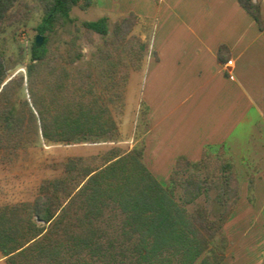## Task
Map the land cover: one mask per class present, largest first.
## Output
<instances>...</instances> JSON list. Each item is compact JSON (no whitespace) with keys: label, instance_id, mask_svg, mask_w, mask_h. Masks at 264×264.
Returning <instances> with one entry per match:
<instances>
[{"label":"trees","instance_id":"trees-1","mask_svg":"<svg viewBox=\"0 0 264 264\" xmlns=\"http://www.w3.org/2000/svg\"><path fill=\"white\" fill-rule=\"evenodd\" d=\"M237 1L264 31L262 3ZM36 2L41 10L36 31L45 42L31 48L26 75L7 81L9 67L0 53V152L25 147L30 133L47 145L114 141L120 124L111 106L125 98L117 89L131 72L143 69L150 49L148 41L134 34L138 16L121 18L110 34L107 17L78 25L71 16L74 8L87 11L95 0ZM33 12L31 0H0V37L8 27L27 24ZM69 24L75 25L73 44L83 40L93 47L98 36L104 40L106 48L95 66L70 68L85 57L82 47L66 53L48 47ZM225 50L222 46L220 54ZM25 81L30 99H17L11 87H22ZM142 114L132 150L110 149L100 156L99 167L69 158L65 176L42 183L32 201L0 206L5 264L225 263L230 245L225 225L241 199L234 164L218 161L213 166L208 148L196 163L179 159L162 185L145 163L140 128L147 110ZM213 189L222 207L215 218L207 207L197 205ZM248 190L253 202L254 176L248 178Z\"/></svg>","mask_w":264,"mask_h":264},{"label":"crops","instance_id":"crops-1","mask_svg":"<svg viewBox=\"0 0 264 264\" xmlns=\"http://www.w3.org/2000/svg\"><path fill=\"white\" fill-rule=\"evenodd\" d=\"M256 1L264 13V0ZM159 2L95 0L94 6L111 20L134 13L144 41L147 29L153 30L143 70L137 72L144 81L136 124L147 110L140 129L149 170L166 185L179 159L196 163L205 149H231L232 140H244L240 134L252 145L244 161L264 166V31L237 0ZM222 46L226 50L220 54ZM231 60L233 67L227 68ZM255 174L254 195L264 198V167ZM240 205L225 225L230 243L225 263L233 246L229 230L246 218ZM261 225L264 231V219ZM5 261L0 252V264Z\"/></svg>","mask_w":264,"mask_h":264},{"label":"rangeland","instance_id":"rangeland-1","mask_svg":"<svg viewBox=\"0 0 264 264\" xmlns=\"http://www.w3.org/2000/svg\"><path fill=\"white\" fill-rule=\"evenodd\" d=\"M34 5L32 19L25 25H17L6 28L0 37V53L5 56L9 67V75L7 81H10L18 74L26 75V65L30 59L31 48L33 47L38 33L36 27L41 20V10L36 0H31ZM159 5V0H155ZM72 18L76 24L82 22H95L101 18H105L106 14L96 7H92L87 11L74 8L71 12ZM109 19L111 28L119 21ZM152 28L147 29L148 43L151 42ZM75 25L69 24L65 29L59 30L57 36L50 39L49 48L58 49L66 53L70 48H84L85 57L76 65L70 66L72 70L81 67H92L98 62L100 51L105 47L104 40L98 36L97 44L93 47L85 46L83 40L73 44ZM135 35H139L134 31ZM147 58V57H146ZM145 58V60H146ZM145 64V62H144ZM143 70V69H142ZM141 70V71H142ZM139 71V72H141ZM143 77L137 72H131L129 78L122 80L120 88L117 92L125 93L124 101L111 106L113 113L119 124L121 132L113 144L94 145V143H82L77 145H47L43 139L35 137L33 133L29 134V142L27 145L16 151L0 152V206L17 203L20 201H32L38 194L39 186L47 180H53L65 176L64 164L69 158H82L85 164H93L101 166L100 156L108 152L112 148H121L123 152L132 150L138 142V125L139 110L137 108L140 91L142 89ZM99 87V86H98ZM100 89V88H98ZM11 93L17 99H30L28 94V83L25 81L24 86L19 87L13 84ZM128 95V96H127ZM122 102L124 107L122 108ZM29 128L33 130L30 124ZM244 134L238 137L243 140L237 142L232 140L231 149L212 148L208 150L213 166L218 161H228L234 164L238 177L240 179V202L241 210L244 211V218L238 225L231 228L230 235L233 246L230 247V259L225 264H264V231L261 225L264 219L263 197H254V201L249 200L248 178L255 177V173L261 170L263 163H249L244 159L248 156L249 141L244 138ZM133 141V144L129 142ZM239 143V144H238ZM252 145L250 146V150ZM94 158H98L94 160ZM182 191H178V198ZM216 190H211L209 197L203 196L197 205H203L208 208L211 217L215 218L222 210L220 204L216 201ZM5 197V198H4ZM197 205L190 206L193 210ZM256 221L252 225V219ZM236 223V222H235ZM234 223V225H235ZM229 253V252H228Z\"/></svg>","mask_w":264,"mask_h":264},{"label":"built area","instance_id":"built-area-1","mask_svg":"<svg viewBox=\"0 0 264 264\" xmlns=\"http://www.w3.org/2000/svg\"><path fill=\"white\" fill-rule=\"evenodd\" d=\"M226 67L227 68H232L233 67V61L231 60V61H229L227 64H226ZM130 144H133L134 142L133 141H131V142H129ZM102 144H113V143H111V142H98V143H94V145H102Z\"/></svg>","mask_w":264,"mask_h":264},{"label":"water","instance_id":"water-1","mask_svg":"<svg viewBox=\"0 0 264 264\" xmlns=\"http://www.w3.org/2000/svg\"><path fill=\"white\" fill-rule=\"evenodd\" d=\"M44 42H45V37H44V36L38 35V36L36 37V41H35V43H36V45H37L38 47H42V46L44 45Z\"/></svg>","mask_w":264,"mask_h":264}]
</instances>
